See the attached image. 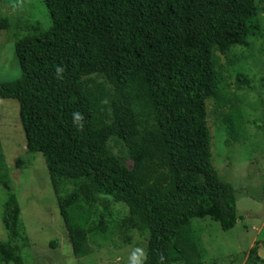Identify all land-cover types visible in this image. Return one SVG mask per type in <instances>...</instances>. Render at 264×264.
I'll list each match as a JSON object with an SVG mask.
<instances>
[{
	"label": "trees",
	"instance_id": "obj_1",
	"mask_svg": "<svg viewBox=\"0 0 264 264\" xmlns=\"http://www.w3.org/2000/svg\"><path fill=\"white\" fill-rule=\"evenodd\" d=\"M43 1L51 25L15 42L20 76L0 83V99L18 103L26 151L45 159L73 256L88 255L93 207L106 198L128 210L120 227L146 237L139 264H204L191 221L210 219L228 232L242 220L234 188L211 163L206 103L220 109L232 101L214 50L226 55L259 37L262 3ZM8 29L0 19V31ZM235 83L251 81L239 73ZM241 118L225 119L233 141ZM69 181L79 184L60 195ZM9 184L0 151V187L8 192L0 264H23L30 244ZM256 247L246 264H264Z\"/></svg>",
	"mask_w": 264,
	"mask_h": 264
},
{
	"label": "rangeland",
	"instance_id": "obj_2",
	"mask_svg": "<svg viewBox=\"0 0 264 264\" xmlns=\"http://www.w3.org/2000/svg\"><path fill=\"white\" fill-rule=\"evenodd\" d=\"M254 1L264 7V0ZM0 19L10 23V29L0 31V83H8L20 76L15 42L22 35L46 30L51 20L43 0H0ZM258 20L261 35L251 39L247 47L231 46L226 55L214 50L218 71L225 79L222 93L232 101L220 109L215 101L206 103L211 163L218 176L234 188L237 214L242 220L228 232L210 219L191 221L204 264H246L254 245L264 262V11ZM239 73L251 81L249 87L237 88ZM235 112L242 118L239 135L233 141L225 119ZM0 151L9 173L10 193L17 198L22 228L30 244L21 251L23 264H133V256L138 262L144 259L146 237L120 227L128 210L106 198L93 207L88 255L79 259L73 256L45 159L41 154L27 153L19 105L14 100L0 99ZM119 151L114 148L115 153ZM125 163L132 167L131 160ZM78 184L79 181L63 183L60 195L71 192ZM7 195L0 187V242L7 240L2 225ZM101 220L104 231L99 229ZM51 243L56 244L55 248Z\"/></svg>",
	"mask_w": 264,
	"mask_h": 264
},
{
	"label": "clouds",
	"instance_id": "obj_3",
	"mask_svg": "<svg viewBox=\"0 0 264 264\" xmlns=\"http://www.w3.org/2000/svg\"><path fill=\"white\" fill-rule=\"evenodd\" d=\"M79 118L80 117L77 115L76 119L78 120ZM132 261H133V264H139V262H138V260H137V258L135 256H133Z\"/></svg>",
	"mask_w": 264,
	"mask_h": 264
}]
</instances>
